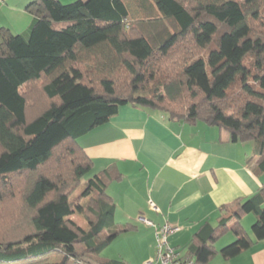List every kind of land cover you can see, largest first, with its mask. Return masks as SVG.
<instances>
[{
	"label": "trees",
	"instance_id": "obj_1",
	"mask_svg": "<svg viewBox=\"0 0 264 264\" xmlns=\"http://www.w3.org/2000/svg\"><path fill=\"white\" fill-rule=\"evenodd\" d=\"M142 1L152 2V14L136 21L127 0H33L27 30L0 26V193L25 179L33 213L28 233L0 239V264L50 254L61 259L45 264H127L101 255L134 228L116 222L107 192L121 173H92L79 142L123 105L224 128L233 142L254 140L264 172V0ZM38 84L45 103L30 95ZM86 175L78 197L88 203L78 210L70 197ZM222 208L217 225L203 224L185 250L176 248L183 257L208 264L264 240V184ZM77 211L92 221L89 230L72 218ZM251 212L252 234L242 220ZM229 231L235 240L218 249Z\"/></svg>",
	"mask_w": 264,
	"mask_h": 264
},
{
	"label": "crops",
	"instance_id": "obj_2",
	"mask_svg": "<svg viewBox=\"0 0 264 264\" xmlns=\"http://www.w3.org/2000/svg\"><path fill=\"white\" fill-rule=\"evenodd\" d=\"M31 1L0 0V26L27 30L33 20L27 11ZM79 142L92 159V173L109 168L121 173L107 192L116 204V222L134 225L128 234L138 246L134 254L129 251V264L156 256L157 227L179 226L169 240L183 250L203 224H218L224 205L253 195L264 184V172L252 158L255 142H233L224 128L172 120L159 109L123 105ZM252 214L243 217L246 229L256 220ZM82 222L77 223L85 230L93 224ZM235 238L219 239V247ZM208 264H264V240L230 259L218 254Z\"/></svg>",
	"mask_w": 264,
	"mask_h": 264
},
{
	"label": "rangeland",
	"instance_id": "obj_3",
	"mask_svg": "<svg viewBox=\"0 0 264 264\" xmlns=\"http://www.w3.org/2000/svg\"><path fill=\"white\" fill-rule=\"evenodd\" d=\"M61 1L64 3H70L75 0H61ZM127 1L129 3L132 16L134 19H136V21L147 19L151 16L153 10V5L151 1H146L145 3L142 0H127ZM167 25L170 27L169 23ZM157 28L160 27H152L149 30L151 32V30L155 29V32H157ZM257 28L260 29L261 27L259 26ZM189 47H191V45ZM178 59L182 60V57ZM178 59L177 62L180 64V61ZM169 63L172 69H174L175 67L176 68L180 67V65H177L178 63H176V60L175 61L170 60ZM39 84L38 86H34V87L30 85L29 88L32 91L30 95H33L35 93L33 96L37 97L40 102L45 103V101H43L44 97L42 95L43 93L41 92V85L39 86ZM38 87H40V89ZM26 91H28L27 88ZM29 110H30L29 112L34 113L35 110L34 105L31 102L29 105ZM251 141L255 142L254 140ZM87 176L88 175L85 176V180L77 184V186L71 193L70 198L75 204V207L77 206L76 208L78 210L79 208H81V205L85 207L88 203V198L81 199L80 197H78L85 188V183L88 178ZM68 183L71 185V187L72 185H74L72 181H69ZM25 186H26L25 179H22L20 181L17 180V182L14 183L12 189L1 192L3 194L4 200H2L3 199L2 197H0V239L6 240L13 237H17L20 234H24L26 232L28 233V231L32 229L31 217L33 213L30 210H28V208L24 205L22 198V193L25 189ZM252 215H254V213ZM72 218L76 222L78 221L82 222L85 219L91 221L86 215L83 214V212H79V211H77L74 215H72ZM242 220L244 221V218ZM14 226L20 228H18V230L16 231V229H14ZM246 230H248V232L252 234V225L249 227V229L247 228ZM128 233L129 232H124L121 234V236L117 237V239H115L107 248H105L102 251L101 255L107 259H122L125 262L129 261V257L131 258V254H129V251L132 250L133 254L136 252V247L138 246V240L132 239ZM229 235H234V233L232 231L228 232L223 236V238L220 239V241L225 238L227 239ZM220 241L217 242L218 247L220 246L219 245ZM233 241L234 239L227 244H230ZM60 259L61 257L58 256L57 254H52V255L50 254L46 257H42L38 259H30L28 261H25V263L28 262L32 264H45L47 262H53L55 260H60ZM19 264L22 263L19 262Z\"/></svg>",
	"mask_w": 264,
	"mask_h": 264
},
{
	"label": "built area",
	"instance_id": "obj_4",
	"mask_svg": "<svg viewBox=\"0 0 264 264\" xmlns=\"http://www.w3.org/2000/svg\"><path fill=\"white\" fill-rule=\"evenodd\" d=\"M142 220H145L142 218ZM152 224L149 221H146ZM180 229L179 226L165 224L157 227L156 256L142 264H195L192 259L185 258L171 245L169 237Z\"/></svg>",
	"mask_w": 264,
	"mask_h": 264
}]
</instances>
